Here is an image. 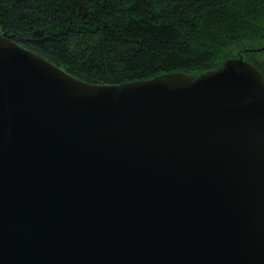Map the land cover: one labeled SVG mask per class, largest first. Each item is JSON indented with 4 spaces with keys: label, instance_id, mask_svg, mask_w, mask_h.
Returning a JSON list of instances; mask_svg holds the SVG:
<instances>
[{
    "label": "water",
    "instance_id": "1",
    "mask_svg": "<svg viewBox=\"0 0 264 264\" xmlns=\"http://www.w3.org/2000/svg\"><path fill=\"white\" fill-rule=\"evenodd\" d=\"M0 264H264V77L91 85L0 35Z\"/></svg>",
    "mask_w": 264,
    "mask_h": 264
},
{
    "label": "trees",
    "instance_id": "2",
    "mask_svg": "<svg viewBox=\"0 0 264 264\" xmlns=\"http://www.w3.org/2000/svg\"><path fill=\"white\" fill-rule=\"evenodd\" d=\"M0 35L91 85L198 78L240 58L264 77V0H0Z\"/></svg>",
    "mask_w": 264,
    "mask_h": 264
},
{
    "label": "rangeland",
    "instance_id": "3",
    "mask_svg": "<svg viewBox=\"0 0 264 264\" xmlns=\"http://www.w3.org/2000/svg\"><path fill=\"white\" fill-rule=\"evenodd\" d=\"M262 60L264 61V57H262Z\"/></svg>",
    "mask_w": 264,
    "mask_h": 264
}]
</instances>
